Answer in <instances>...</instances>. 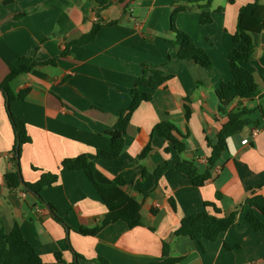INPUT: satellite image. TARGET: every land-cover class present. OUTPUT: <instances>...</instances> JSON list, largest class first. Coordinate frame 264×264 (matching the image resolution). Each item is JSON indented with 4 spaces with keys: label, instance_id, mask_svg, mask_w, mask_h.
Wrapping results in <instances>:
<instances>
[{
    "label": "crops",
    "instance_id": "obj_1",
    "mask_svg": "<svg viewBox=\"0 0 264 264\" xmlns=\"http://www.w3.org/2000/svg\"><path fill=\"white\" fill-rule=\"evenodd\" d=\"M187 1L112 0L98 7L89 0H14L9 5L0 0V83L21 57L39 63L56 60V65L36 67L11 83L14 95L30 89L26 99L14 101L11 109L26 124L32 140L22 148V178L36 183L43 173L59 174V182L44 189L42 196L57 208L68 228L24 186L16 190L7 186L5 175L17 171L16 137L8 118L7 98L0 91V219L8 232L14 224L19 226L43 264H56L57 253L67 264L76 260V254L81 256L80 264H96L99 257L108 264H155L162 261L164 243L169 245L172 258L182 259L179 264L264 263V233L256 232L246 218V200L252 190L264 196V116L259 109L249 116L250 124L227 140L226 150L211 169L212 179L204 186H194L186 175L172 169L157 186L154 176L166 161H192L204 173L212 154L208 143L216 139L228 113L246 106L264 108V32L253 34V60L243 63L260 86L258 97L254 102L236 99L222 114L216 95L220 84L233 78L229 64L235 48L233 35L240 9L251 0H235L233 4L214 0L209 9L213 18L210 25L200 24L203 11L199 8L178 15L177 27L208 53L213 71L191 61L165 68L174 77L134 113L120 157H96L98 150L110 149L108 132L120 112L130 106L132 89L136 85L148 89L149 74L139 81L143 65L149 70L161 69L169 56L176 59V49L167 41L171 37L170 19L174 7ZM260 3L264 5V0ZM219 8L224 10L219 12ZM22 13L27 15L18 19ZM99 19L120 23L104 26L93 43L72 47L62 57L66 44L89 33ZM186 98L192 111L189 125ZM162 121L176 124L182 135L189 127L185 152L178 154L167 139L155 138L149 154L138 160L153 127ZM256 128L259 134L252 137ZM246 139L249 143L243 144ZM85 154L110 179L125 170L123 191L142 206L140 227L130 229L120 221L97 236L76 232L82 227L94 228L107 214L86 174L61 168L65 159ZM206 202L217 205L220 217L237 211L236 225L215 242L204 241L203 246L190 237L176 236L184 217L213 213ZM259 216L264 222V216Z\"/></svg>",
    "mask_w": 264,
    "mask_h": 264
},
{
    "label": "trees",
    "instance_id": "obj_2",
    "mask_svg": "<svg viewBox=\"0 0 264 264\" xmlns=\"http://www.w3.org/2000/svg\"><path fill=\"white\" fill-rule=\"evenodd\" d=\"M14 0H4L5 5L12 4ZM98 7L106 6L112 0H89ZM214 0H188L186 4H177L174 7L170 19V35L167 41L176 49V59L169 56L168 63L164 68L149 70L146 65H143V74L139 81L149 74L148 89L141 90L138 85L132 89V102L130 106L121 111L118 121L114 128L108 132L111 138V146L108 150H98L96 157L102 160H116L120 157L125 148V135L131 123L134 113L143 103H149L153 99V92L160 87L165 86L174 75L169 73L165 68L177 64L182 61L194 62L197 65L205 68L208 72H212L214 65L212 59L206 51L199 48L194 39L186 32L177 27V18L180 13L192 11L194 8L202 10L200 24L210 25L213 23L212 12L209 9ZM233 4L235 0H228ZM224 9L219 8L222 12ZM27 13H22L17 18H23ZM63 18V14L61 16ZM60 18V19H61ZM62 20V19H61ZM61 23V21H60ZM120 22L114 21L111 23L104 22L99 19L93 24L89 33L85 34L79 40L66 44L61 56L65 57L70 53L72 47H83L93 43L99 35L101 29L106 25H118ZM264 32V5L260 0H251L250 3L244 5L238 15L236 32L233 35V43L235 48L229 55V64L232 72V80L222 82L216 91L220 106L219 111L222 114L227 112L229 105L236 99L248 100L254 102L260 94V86L257 83L254 74L243 66V63H248L253 60L255 46L253 43V34ZM56 65V60L46 62H34L32 58L21 57L9 70L8 75L0 83V91L7 98V113L12 129L16 137L14 146V161L17 164L16 151L17 142H20V156L24 145L32 142L28 134L26 124L20 120L12 112L11 106L14 101H23L26 99L30 89L20 91L17 95L11 92V83L20 75L30 73L36 67ZM186 98L185 118L189 125L192 111L187 103ZM259 109L264 116V108L249 107L238 109L235 112L228 113V121L221 127L215 140L209 141V146L212 148L211 157L208 160V169L201 173L195 162L182 161L173 164L166 161L161 167L155 171V186L159 184L160 179L168 170H175L178 173L186 175L196 187H202L212 179L211 169L218 163L223 152L227 147V140L239 133L245 125L250 124L249 116ZM190 136L189 127H186V134L182 135L178 126L169 121L157 123L150 134V141L138 156V160L145 158L152 147V141L155 138L167 139L173 149L178 154H183L186 150V140ZM131 166V165H130ZM61 168L70 171H83L89 181L97 191L99 196L105 203L107 214L103 220L94 228H80L76 232L82 236H97L104 228L117 222H125L130 229L140 227L142 225V206L135 199L130 197L123 191L126 185L125 170L114 179L105 176L97 167L96 164L89 159L88 155H80L74 158L65 159L61 163ZM35 171L39 169L33 168ZM146 177V173H143ZM60 176L58 173H43L36 183L22 182L18 171L10 172L5 175L7 186L11 190H16L24 186L25 190L34 194L38 200L48 206L52 217L65 228L67 224L58 214L57 208L46 202L43 199L42 192L46 188H51L59 182ZM220 194H217V199H220ZM172 209L177 212L178 207L173 198L170 199ZM249 211L246 215L248 223L256 232L264 233V222L259 215L264 216V196L259 194L257 190H252L250 197L246 200ZM206 208H211L213 213L204 212L191 217H184L181 220L179 229L176 231V236L190 237L193 241L203 246L204 241L215 242L223 233L233 228L237 222L238 212H233L227 217H220L222 211L214 203H205ZM76 260L71 264H80L81 256L76 254ZM56 264H67L64 262L62 255H55ZM96 264H108L103 258L94 260ZM181 258H172L170 255V247L164 243L162 252V261L155 264H179ZM0 264H43V260L35 248L25 239L21 229L17 224H14L12 230L8 232L5 228V223L0 219ZM264 264V263H263Z\"/></svg>",
    "mask_w": 264,
    "mask_h": 264
},
{
    "label": "water",
    "instance_id": "obj_3",
    "mask_svg": "<svg viewBox=\"0 0 264 264\" xmlns=\"http://www.w3.org/2000/svg\"><path fill=\"white\" fill-rule=\"evenodd\" d=\"M19 147H20V142L18 141L17 142V151H16V159H17V171L19 173V176L22 180V182H24L23 178H22V174H21V167H20V150H19Z\"/></svg>",
    "mask_w": 264,
    "mask_h": 264
},
{
    "label": "built area",
    "instance_id": "obj_4",
    "mask_svg": "<svg viewBox=\"0 0 264 264\" xmlns=\"http://www.w3.org/2000/svg\"><path fill=\"white\" fill-rule=\"evenodd\" d=\"M259 131L260 130L258 128L253 129L252 132H251V136L252 137H257L258 134H259ZM248 143H249V140L248 139H246V140L243 141V144H248ZM202 163H206V161H203Z\"/></svg>",
    "mask_w": 264,
    "mask_h": 264
},
{
    "label": "rangeland",
    "instance_id": "obj_5",
    "mask_svg": "<svg viewBox=\"0 0 264 264\" xmlns=\"http://www.w3.org/2000/svg\"><path fill=\"white\" fill-rule=\"evenodd\" d=\"M21 174H22V172H21Z\"/></svg>",
    "mask_w": 264,
    "mask_h": 264
}]
</instances>
